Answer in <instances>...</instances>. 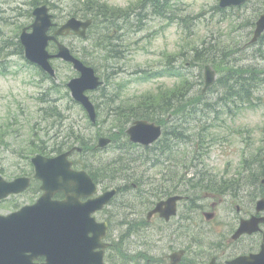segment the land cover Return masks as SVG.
I'll return each mask as SVG.
<instances>
[{"label":"rangeland","instance_id":"rangeland-1","mask_svg":"<svg viewBox=\"0 0 264 264\" xmlns=\"http://www.w3.org/2000/svg\"><path fill=\"white\" fill-rule=\"evenodd\" d=\"M42 1L49 2L53 6L51 7L52 12L59 23H63L75 13L80 16L86 14V16L94 17L96 2L106 3V0ZM138 1L130 0V8ZM149 1L145 2L146 6L138 9L135 14L126 15L125 11L129 8L122 10L119 15L122 21H116L112 26V28L118 29L114 32L115 38L112 43L120 45L118 48L121 52L120 56L107 58L106 51L103 50L102 53L99 51L98 45L102 42L99 33L109 31L106 24H102L101 20L97 18H94L95 24L89 30V37L75 34L62 37L64 43L74 50H80L83 55L81 57L91 63L98 64V61H105L110 67L113 63L119 65L117 73L108 79L102 65L98 64L100 66L97 67L98 73L105 83L99 90L94 91L97 93L96 97L98 96L96 99L99 103L100 120L103 121L97 126L90 121L85 109L73 100L70 90L66 86L71 78L79 76L72 64L62 60L55 62V67L58 70L57 82L44 83L42 79H45V76L40 73L41 69L30 65V61L23 54L21 55L19 35L23 28L34 22L32 15L34 5L31 0H0V174L9 178L31 173L33 166L30 159L38 152L51 155L61 149L83 146L85 151L75 153V159L83 164H92L96 170L105 169L106 164L108 167H115L114 164L123 157L138 158L139 162L134 166L135 171L141 173L139 178L145 179L143 188L150 193L151 198L157 197V194L153 192H158L157 187L162 184L159 180L165 179L168 173H171L170 178H176L177 182L181 177L190 179L191 190L188 193L195 198L196 195L204 197L206 191L211 193L210 186L213 189L220 184L224 186L241 183L248 187L249 182L254 179V174L247 173L245 169L247 161L253 162V170L259 166L264 170V153L259 156L261 164H254L255 157L264 142V134L255 135L254 132L264 133V124L257 123L250 126L241 122L253 114L264 112V88L260 92H256V96H261V101L256 99L255 102L258 103L253 107L238 108L236 101L232 102L231 106H226L220 100L224 92L221 80L233 66L264 69V55L261 50L256 46L248 45L249 50L243 48L249 40L248 36L252 37L256 20L264 11V0H251L242 7L228 9V14L217 11L219 0H171V15L176 18L174 22L156 15L153 11L154 7L149 6ZM191 4H200V10L195 14L179 15ZM86 6L91 8L90 12H84ZM189 16H197L198 20H192ZM157 19L167 21V23L161 24L158 29L145 31L149 28L150 23ZM244 21L250 22L252 25L242 28ZM174 23L178 24L182 30L184 40L178 53L166 55L164 52H160L158 55L164 57L162 60L147 61L144 65L132 64L130 66L129 55L134 47H140L142 41H148V45H144V51L147 55H154L155 53L149 49L153 38L158 32H163ZM200 25L206 29V36H201L197 32V27ZM142 31L144 35L136 40H129L130 36ZM206 44L208 46V49L205 50L206 58L201 61L195 60L193 49L203 50V46ZM223 46L225 48L238 46L240 53L221 56L225 57L227 61L221 60V57L208 56L212 51L221 55L222 50L218 52L217 49L223 48ZM261 46L264 49V44ZM173 57H178V61H180L178 63L175 60V70L179 68L194 85L193 88L190 87V95L187 100L195 101L197 95V99L201 95L203 98L201 104L196 106L192 114L186 116L189 121L184 123L183 131L188 137L182 140L174 135L172 144L175 151L169 160L159 165H153L151 162L144 163V151L133 148L130 154H127L126 150L118 148L122 142L112 143L104 148L93 147L90 149L89 147L98 144L101 136H108L118 130V125L114 124V121L122 122L109 114L113 108L112 104L117 103L116 99L112 101L111 96L116 93L119 96V83L122 85L124 100L146 95L149 92L159 94L160 90H168L169 87L179 84L181 78L169 76L142 80L134 72L146 68L152 71L168 66L174 68L170 64V59ZM207 58L214 62H205ZM206 63H211L216 69L217 81L215 85L203 92ZM4 72L7 73L4 74ZM32 81H37L38 84L32 83ZM60 83L58 95L50 92L52 84L59 85ZM93 96L94 94H92ZM41 99L49 101L45 103ZM58 99L60 101H56ZM214 109L217 110L214 111ZM217 115H219V119H216ZM174 117L176 118L170 123V130L173 131L180 123L178 120L180 117ZM45 118H47L46 121ZM50 123L51 125H47ZM129 125L130 123L125 125L126 129ZM75 134L84 137L83 145L80 142H73ZM46 138L49 140L46 141ZM65 141H67L66 144H64ZM47 145L52 148H48ZM194 156L198 158L194 160ZM167 158L168 156L165 155L163 160ZM201 171L209 174L219 183L210 184L209 191L193 188L192 179L194 177L198 179ZM183 172H187V174ZM194 174L197 175L194 176ZM119 176L104 177L101 179L102 185L116 184ZM262 177L264 179V176ZM259 186L262 187L263 192L264 183L262 181ZM34 197L35 194L28 195V198L33 199ZM135 202L141 201L137 197Z\"/></svg>","mask_w":264,"mask_h":264},{"label":"flooded vegetation","instance_id":"flooded-vegetation-1","mask_svg":"<svg viewBox=\"0 0 264 264\" xmlns=\"http://www.w3.org/2000/svg\"><path fill=\"white\" fill-rule=\"evenodd\" d=\"M22 176L32 178V187L1 200V214L16 212L33 203L36 199H28L33 186L38 196L42 194L41 181L33 173ZM178 181L174 177L169 183L163 180L158 192H153L156 198H151L140 186L141 202L123 199L132 198L130 191H133L124 187L117 198L93 213L98 222L93 233L96 241L93 259L103 256L106 264H264V203L259 202L264 194L255 181L248 187L210 186L211 193L206 191L201 198L188 193L190 179L181 177ZM212 183L213 179L205 178L203 191ZM100 190L104 191L100 187L98 193ZM172 195L181 198L175 202V213L167 217L157 209L165 203L162 200ZM66 197L60 191L55 198ZM76 258L81 260V255ZM88 259L86 255L84 261ZM35 261L44 262L46 257L39 256Z\"/></svg>","mask_w":264,"mask_h":264},{"label":"water","instance_id":"water-1","mask_svg":"<svg viewBox=\"0 0 264 264\" xmlns=\"http://www.w3.org/2000/svg\"><path fill=\"white\" fill-rule=\"evenodd\" d=\"M246 1L220 0V6H237ZM34 14L36 20L32 25L33 32L28 33L25 30L21 37L22 43L26 48V57L42 66L51 75H55V70L50 63V58L53 55L47 50L49 41L56 39L55 36L47 34L53 24L52 16L48 13L47 6L36 8ZM90 23L91 20L82 21L72 17L57 31V34L69 33L71 30H75L85 36L86 29ZM263 32L264 13L256 23L253 42L257 41ZM59 47L60 49L56 56L71 61L74 67L81 72V76L72 79L69 83L72 95L84 105L91 119L95 121L97 117L96 109L90 98L85 94V91L97 88L101 81L96 76L95 70L76 58L68 47L63 44H59ZM215 82L216 71L211 65H206L203 91H206ZM127 132L132 141L149 145L161 136L162 127L148 120H137ZM108 142H110V139L102 138L100 145H106ZM65 157L66 155H62L56 159H49L38 155L33 158L37 169L36 177L44 181L42 187L45 189V193L34 205L26 206L19 212L8 216L0 215V264H35L31 262V258L40 254H47L48 262L45 264H76L73 258L64 260L62 255L68 253L73 256L76 235L86 239L87 234L94 231V229L90 224L78 219L79 216L76 211L73 214L72 210L67 209L69 203L74 202L71 191L68 193L70 199L67 198L65 201L52 199L56 192L67 189L64 183V176L67 175L63 172L66 163ZM67 166L69 169L71 163L68 162ZM72 172L75 175L85 174V172ZM29 183V178L7 181L0 176V199L11 193L21 192L28 187ZM114 193L115 191L108 192L98 198L96 202H107ZM179 198L180 196H172L167 200L161 201L165 203L160 204L157 210H161L163 215L169 217L175 213V202ZM261 202H264V200ZM163 204L166 207L162 208ZM94 239L92 237L91 240ZM64 241H66V246ZM92 246L94 247L95 243ZM81 248L80 254L82 258L79 264H103L102 261L94 259L84 261V255L92 256V253L85 252V245H81ZM27 252H31V255H27Z\"/></svg>","mask_w":264,"mask_h":264},{"label":"trees","instance_id":"trees-1","mask_svg":"<svg viewBox=\"0 0 264 264\" xmlns=\"http://www.w3.org/2000/svg\"><path fill=\"white\" fill-rule=\"evenodd\" d=\"M39 1L40 0H31V3L32 5H35L38 4ZM148 1L149 0H143L141 5H139L140 9L145 7L146 5L145 6L143 5L145 4V2ZM170 1L171 0H151L150 3L154 7L153 11L155 12L156 15H158L163 19L169 20L170 22L171 21L174 22V19L176 18L175 16L171 15L172 5ZM95 8L96 11L93 10L95 12L94 18L100 19L102 24L103 23L106 24L107 29L109 31V32L105 31L104 33H99L101 35V40H102V42H100V45H98L99 50L102 52L103 50L106 51L108 55L107 58L120 56L121 52L118 49L120 45L112 43L113 39L115 38L114 32L118 31V29H114L112 28V26L115 24L116 21L120 22L119 15L122 10L111 9L107 6V3L101 1L96 2ZM217 9L218 12H224L225 14H228L227 12L229 11L228 9H221L219 6H217ZM90 11L91 8L89 6H86L84 12H90ZM125 13L126 15L131 14L130 10H126ZM189 17H191L192 20L195 19L198 20L197 16L195 17L189 16ZM242 25L243 26L241 27L243 28V27H248L252 24H250V22L244 21ZM262 44H264V36L263 39H261L257 44H253V45L259 48L261 52H263L264 49L261 46ZM204 46H203V50L199 48L193 49L195 60L201 61L204 58H206L205 50L208 49V46L207 44ZM237 47L238 46L234 48H225L223 46V48L217 49L218 52L222 50L221 55H218V53L212 51L208 54V56L211 55L220 58L221 56L236 55L237 53H240V51H238L239 47L238 48ZM243 48L248 49V46L244 45ZM175 60L178 61V57H173L170 59V64L174 68L168 66L155 71L146 68L136 71L134 73L138 74L139 75L138 77L142 80H151L157 77L178 76L181 78L179 80V84H175L172 87H169L168 90L167 89L160 90V92H158L159 94H154L149 92L146 95H140L139 97L129 98L127 100H124L122 98V91H123L122 85L119 83V88H120L119 96L117 93L111 96L112 101L116 99L117 103L112 104L113 108L109 111V114L113 118H116V120L122 121L121 123H116L114 121V124L118 125V130L114 132V136H115L114 141L119 142L117 139H120V142H122V144L119 145V149L126 150L125 152L127 154H130V151L133 149V147H135V145L137 146V144L132 143L128 138L123 137L126 135L125 125H127V123H130L131 121L136 119H147L162 124L164 127V134L162 138L159 139L157 143L154 144L153 146L144 148L145 149V151L143 152L144 163L151 162L153 163V165H159L169 160V157L175 151L174 145L172 144V140H174V135L182 140H185L186 137H188L185 135L183 131L184 123L189 121L186 116L188 114H192V112L196 109V106L201 104V100L203 98V96L201 95V97L197 99L198 97L197 95L195 96L196 97L195 101H193L192 99L190 101L187 100V98L190 95V87L193 88L194 85L190 83V80L188 79V77H186V74H183L179 68L175 70L176 68L174 63ZM221 60L227 61L225 57H221ZM84 61L94 66L96 70L97 67H100L98 64L102 65V69L104 70L106 77L108 79L114 76L117 73V69L119 68V65L114 63L110 67L109 64L106 63L105 61H98V64H95L93 62L91 63L85 59ZM205 62L213 63L214 61H211L209 58H207ZM263 73H264V69L262 68H256L251 66H237V67L233 66L230 70H228L224 78L221 80L222 85L224 87L223 96L220 98L221 103L226 106H231L230 104L236 101L238 105H244V104L256 105V103H258L255 102L256 99L261 101V96H256V92H260L261 89L264 88V84H263L264 78H262L264 76ZM174 116L180 117L178 119L180 123L176 125L175 131L170 130L171 128L170 123L173 119L176 118ZM216 119H219V115L216 116ZM260 147L261 149L258 151V155L255 157V161H254V163L255 164L258 163V165L261 164V157L259 156L264 151V142ZM165 155L168 156V158L166 160H163ZM138 162H139L138 158L123 157L114 164L115 166L114 174L115 173L120 174L121 172L125 171L133 176L134 172L130 171L129 169L130 167H134L135 165H137ZM257 175H259V177L264 175V170L261 167L259 170L256 171L255 176ZM259 177H258V181L260 180ZM136 181L138 183V180Z\"/></svg>","mask_w":264,"mask_h":264},{"label":"clouds","instance_id":"clouds-1","mask_svg":"<svg viewBox=\"0 0 264 264\" xmlns=\"http://www.w3.org/2000/svg\"><path fill=\"white\" fill-rule=\"evenodd\" d=\"M107 6L111 9L116 10H126L131 4L130 0H106ZM207 7L208 5H204ZM201 8L200 4H191V6L187 7L184 11H181L179 15L183 16L186 14H195ZM167 21L157 19L150 23V26L145 31H151L153 29H158L161 24H165ZM197 32L201 36H206V29L200 25L197 27ZM144 35V32H140L136 35L130 36L129 40H136L140 36ZM184 43L182 30L179 28L178 24L170 25L163 32H158L157 35L153 38L152 44L149 45V49L151 52L155 53L154 55H147L144 51V45H148V41H142L140 47H134L129 55L130 66L132 64L144 65L147 61H156L162 60L164 57L158 55L160 52H164L167 54L175 55L180 51V46ZM178 63L180 61H177ZM242 123H246L248 125L254 124H264V112L259 114L251 115L247 120H242ZM255 135L264 134L260 131H255Z\"/></svg>","mask_w":264,"mask_h":264}]
</instances>
